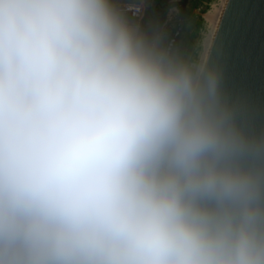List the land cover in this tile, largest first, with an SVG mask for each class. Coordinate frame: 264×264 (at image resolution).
<instances>
[{
    "label": "clouds",
    "instance_id": "clouds-1",
    "mask_svg": "<svg viewBox=\"0 0 264 264\" xmlns=\"http://www.w3.org/2000/svg\"><path fill=\"white\" fill-rule=\"evenodd\" d=\"M0 264H264V130L115 0H0Z\"/></svg>",
    "mask_w": 264,
    "mask_h": 264
},
{
    "label": "water",
    "instance_id": "water-1",
    "mask_svg": "<svg viewBox=\"0 0 264 264\" xmlns=\"http://www.w3.org/2000/svg\"><path fill=\"white\" fill-rule=\"evenodd\" d=\"M186 12L184 0L166 47L173 54ZM204 60L219 71L226 94L244 120L255 131L264 130V0H226Z\"/></svg>",
    "mask_w": 264,
    "mask_h": 264
},
{
    "label": "rangeland",
    "instance_id": "rangeland-1",
    "mask_svg": "<svg viewBox=\"0 0 264 264\" xmlns=\"http://www.w3.org/2000/svg\"><path fill=\"white\" fill-rule=\"evenodd\" d=\"M175 2L177 3V8L172 26L169 28L170 37L164 47H167L177 26L181 4L184 0H175ZM220 3L221 0H187L188 15L186 17V29L182 33L183 39L181 38L180 40L179 54L194 61H200L204 47L206 49L205 38L209 33V19L214 18L215 10Z\"/></svg>",
    "mask_w": 264,
    "mask_h": 264
},
{
    "label": "crops",
    "instance_id": "crops-1",
    "mask_svg": "<svg viewBox=\"0 0 264 264\" xmlns=\"http://www.w3.org/2000/svg\"><path fill=\"white\" fill-rule=\"evenodd\" d=\"M157 1L159 0H115V3L117 4L119 2H144L147 5V12H148L149 6L156 3ZM167 1L170 2V5L168 6L166 10L163 21L160 23V25L157 28V31L155 30V33L152 36L149 34V32L144 27L145 20L143 21V24H142V32L147 36L149 40L154 39L158 34L162 36V46L163 47L170 37L169 28L172 26L175 10L177 8V3L175 2V0H167ZM147 12H146V16H147Z\"/></svg>",
    "mask_w": 264,
    "mask_h": 264
},
{
    "label": "trees",
    "instance_id": "trees-1",
    "mask_svg": "<svg viewBox=\"0 0 264 264\" xmlns=\"http://www.w3.org/2000/svg\"><path fill=\"white\" fill-rule=\"evenodd\" d=\"M169 5H170V2H168L167 0H159L156 3L152 4L151 6H149L147 16L144 21V27L151 36L155 33V30L157 31L158 26L163 21V18L165 16L166 10ZM187 15H188V11L186 12V17ZM185 29H186V20L184 23L183 32L185 31ZM174 33H175V30L172 36L174 35ZM181 38L183 39V34ZM179 47H180V41L178 42L176 46L175 53H179Z\"/></svg>",
    "mask_w": 264,
    "mask_h": 264
},
{
    "label": "built area",
    "instance_id": "built-area-1",
    "mask_svg": "<svg viewBox=\"0 0 264 264\" xmlns=\"http://www.w3.org/2000/svg\"><path fill=\"white\" fill-rule=\"evenodd\" d=\"M116 6L126 14L132 23L138 25L142 30V24L145 20L147 12V5L144 2H119L116 4ZM150 41L156 42L162 46V36L159 34ZM204 51L205 47L203 49L200 61L203 58Z\"/></svg>",
    "mask_w": 264,
    "mask_h": 264
},
{
    "label": "bare ground",
    "instance_id": "bare-ground-1",
    "mask_svg": "<svg viewBox=\"0 0 264 264\" xmlns=\"http://www.w3.org/2000/svg\"><path fill=\"white\" fill-rule=\"evenodd\" d=\"M225 3H226V0H221V3L218 5V7L215 10V16H214V18H210L209 19V21H210V23H209V33H208V35L205 38L206 39L205 40L206 49H205V53H204V56H203V59L202 60H204L205 57H206V54H207L209 45L211 43L213 34L215 32L216 26L218 24V21H219V18L221 16V13H222V10L224 8Z\"/></svg>",
    "mask_w": 264,
    "mask_h": 264
},
{
    "label": "snow or ice",
    "instance_id": "snow-or-ice-1",
    "mask_svg": "<svg viewBox=\"0 0 264 264\" xmlns=\"http://www.w3.org/2000/svg\"><path fill=\"white\" fill-rule=\"evenodd\" d=\"M219 54V53H218Z\"/></svg>",
    "mask_w": 264,
    "mask_h": 264
}]
</instances>
